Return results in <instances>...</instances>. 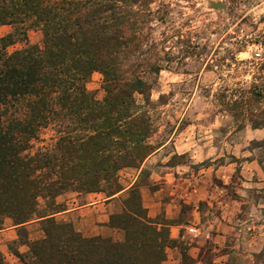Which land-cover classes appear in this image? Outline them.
Here are the masks:
<instances>
[{"label":"rangeland","instance_id":"1","mask_svg":"<svg viewBox=\"0 0 264 264\" xmlns=\"http://www.w3.org/2000/svg\"><path fill=\"white\" fill-rule=\"evenodd\" d=\"M128 10L129 43L120 60L125 77L146 82L144 93L105 105V76L94 70L85 83L92 103L54 102L33 133L30 122L13 120L30 110L27 98L0 102V228L17 222L11 209L19 219L34 218L129 185L118 215H130L127 228L136 236L143 225L136 220L148 215L145 192L162 188L170 199V179L183 177V198L213 199L205 212L231 232L216 253L230 264H264V0H131ZM19 26L4 52L44 45L40 26ZM14 31L0 24L1 36ZM184 210L187 216L192 208ZM157 220L169 223L163 214ZM114 227L127 234L124 225ZM58 260L67 264L63 252ZM24 261L41 264L31 252Z\"/></svg>","mask_w":264,"mask_h":264},{"label":"trees","instance_id":"2","mask_svg":"<svg viewBox=\"0 0 264 264\" xmlns=\"http://www.w3.org/2000/svg\"><path fill=\"white\" fill-rule=\"evenodd\" d=\"M130 1L0 0V24H13L16 29L6 36L0 35V102L7 96H14L15 100L24 96L30 103V110L25 111L24 117L13 119L15 125L25 127L30 122V133H33L32 124L48 118L54 111V102L82 100L92 103L85 83L94 70H100L105 76L108 91L105 105H122V96H130L132 91L144 93L146 82L140 77L135 80L125 77L120 60L126 54L129 43ZM28 21L42 28L44 45H29L14 53L4 52L7 41L16 38L19 24ZM129 155L127 153L120 158L125 161L131 158ZM115 162L118 164V160ZM55 187V180L48 182L49 189ZM59 211L55 209L33 218L31 213H37L30 210L27 214L31 216L26 219H19L13 209L9 211L17 221L15 224L43 220L44 238L30 242L26 235L22 240L30 245V252L38 263L62 264L58 256L63 252L67 264H162L166 258V247L173 243L168 225L161 222L158 226L159 221L147 214L136 220L135 224H143L136 236L129 234L128 214L112 215L111 225H124L127 230L126 239L115 242L100 236L83 237L68 223L57 221L55 214ZM24 228H20V235L26 233ZM70 243L77 247L69 249L67 246ZM95 249H101V252L96 253ZM14 251L24 260L23 254ZM0 264H4L1 251Z\"/></svg>","mask_w":264,"mask_h":264},{"label":"crops","instance_id":"3","mask_svg":"<svg viewBox=\"0 0 264 264\" xmlns=\"http://www.w3.org/2000/svg\"><path fill=\"white\" fill-rule=\"evenodd\" d=\"M182 178L170 179L172 187L176 190L171 192L173 196L170 199L165 198L162 188L149 190L144 194L148 217L155 220L163 214L169 222L170 238L173 243L166 247V258L162 264H230L225 254L216 253L222 249L226 237L231 233L225 229L227 223L220 218L215 220L212 215L205 212V208L215 206L216 202L207 197L194 200L183 198L184 195L180 193ZM129 187L126 186L113 196L102 197L100 194L90 196L88 203L84 205L74 203L77 200L74 198L73 205L59 211L55 217L58 220L72 222L85 236L102 235L122 240L126 236L124 231L112 226L110 222L112 215L124 211L125 193ZM187 205L192 210L186 216L184 207ZM42 221L35 219L25 224L5 223V227L0 229V251L4 255V264H27L14 251L15 247L24 258L30 252V245L21 242L20 228L28 227L27 238L30 242L40 240L46 236ZM157 224L161 226V222ZM193 227L200 230L198 235L191 231ZM208 242L214 245L210 253L207 248Z\"/></svg>","mask_w":264,"mask_h":264},{"label":"built area","instance_id":"4","mask_svg":"<svg viewBox=\"0 0 264 264\" xmlns=\"http://www.w3.org/2000/svg\"><path fill=\"white\" fill-rule=\"evenodd\" d=\"M191 231H192L193 233H195L196 235H198V234L200 233V230H199L197 227H193V228H191Z\"/></svg>","mask_w":264,"mask_h":264}]
</instances>
